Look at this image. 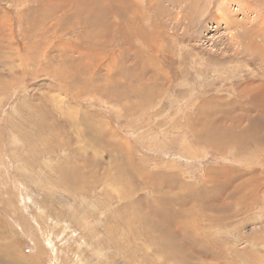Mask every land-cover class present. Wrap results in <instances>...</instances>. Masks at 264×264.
<instances>
[{
    "label": "rangeland",
    "instance_id": "obj_1",
    "mask_svg": "<svg viewBox=\"0 0 264 264\" xmlns=\"http://www.w3.org/2000/svg\"><path fill=\"white\" fill-rule=\"evenodd\" d=\"M0 231V264H264V0H0Z\"/></svg>",
    "mask_w": 264,
    "mask_h": 264
},
{
    "label": "bare ground",
    "instance_id": "obj_2",
    "mask_svg": "<svg viewBox=\"0 0 264 264\" xmlns=\"http://www.w3.org/2000/svg\"><path fill=\"white\" fill-rule=\"evenodd\" d=\"M221 8V7H220ZM0 237H2L3 238V236H2V232L0 231ZM0 245H1V242H0ZM1 248V247H0ZM2 248H4L5 250H6V252H9V249H8V243H7V246H4L3 245V247ZM0 262H4L3 261V257H2V254H1V252H0ZM6 263V262H5ZM14 263V262H13Z\"/></svg>",
    "mask_w": 264,
    "mask_h": 264
}]
</instances>
